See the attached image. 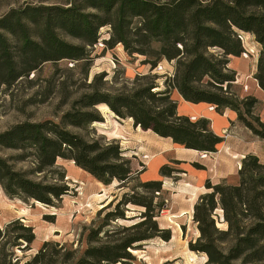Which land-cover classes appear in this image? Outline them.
Segmentation results:
<instances>
[{
    "label": "trees",
    "instance_id": "16d2710c",
    "mask_svg": "<svg viewBox=\"0 0 264 264\" xmlns=\"http://www.w3.org/2000/svg\"><path fill=\"white\" fill-rule=\"evenodd\" d=\"M107 26L110 36L100 40L101 29ZM247 34L261 48L254 79L264 91V0H70L65 6L12 9L0 18V87L8 90L45 63L90 62L92 48L102 41L111 49L121 44L130 56L152 55V60L144 62L152 71L163 60L175 65L162 87L156 83L158 76H138L133 88L115 94L102 86L107 77L102 74L90 84L91 93L75 101L60 123H19L0 133V148L17 153L0 155V189L11 200L57 208L71 192L59 159L73 162L105 186L133 181L132 162L118 142L87 140L67 130L104 123L100 105H106L117 119H131L134 127L176 145L216 153L224 140L213 132L209 120L180 115L175 91L186 102L209 104L220 114L236 112L239 123L264 140V123L254 114L260 101L232 90L238 74L230 68V58L245 53L241 36ZM154 44L159 48H153ZM24 163L26 168H18ZM192 166L205 169L198 163ZM179 173L185 171L171 164L160 169L162 177L174 178ZM232 179L215 185L206 182V193L200 195L193 211L199 237L189 248L205 255V264H264V164L248 155L235 184ZM140 187L160 195L163 183L141 181ZM131 204L144 208L140 221L113 225L137 218L126 216ZM156 210L164 211V203L154 205V199L145 196L124 194L121 200L111 201L99 211L98 216L105 213L103 220L89 229L88 247L77 259L76 251L65 245L56 244L60 249L51 254L50 243L45 242L22 262L16 250H32L36 234L32 226L16 220L5 229L0 227V264H132L133 252L142 243L172 239L171 230L160 228ZM219 220L226 229L218 227Z\"/></svg>",
    "mask_w": 264,
    "mask_h": 264
},
{
    "label": "rangeland",
    "instance_id": "374dc122",
    "mask_svg": "<svg viewBox=\"0 0 264 264\" xmlns=\"http://www.w3.org/2000/svg\"><path fill=\"white\" fill-rule=\"evenodd\" d=\"M69 1L0 0V18L12 9L26 5L65 6ZM109 36V26L102 28L100 40H107ZM247 36L243 41L244 48L246 47L245 53L240 56L241 60L246 61L244 67L246 83L243 86L235 84L232 89L234 93L242 97L251 96L249 94L251 93V83L255 84L252 65L261 50L260 45L255 47L257 43L255 38L251 34H247ZM67 40L76 43L70 38ZM153 48L158 49L159 45L154 44ZM217 51L212 50V52ZM152 59V55L134 54L130 56L121 44L111 49L102 41L92 48L90 62L77 63L62 60L57 63H45L38 72H33L28 78L18 81L9 90L5 86L0 87V133L19 123H39L46 120L60 123L62 116L72 110L75 101L83 95L91 93L90 84L94 78L102 74H107L102 86L113 94L133 88L134 80L138 76H158L156 83L162 87L165 76L171 75L173 72L175 62L172 64L163 60L152 71L151 65L144 64L145 61ZM237 61L235 60V62ZM238 62L240 67L242 62ZM245 86L248 87V90H245ZM212 108L214 107L212 106ZM261 109L262 105H257L254 114L260 117ZM98 110L105 118L104 123L91 125L85 129L70 126L67 130L87 140L105 138L107 141L118 142L126 150L125 158L132 162L134 180L127 184L114 181L109 186H99L96 185L93 177L82 173L70 161L59 159L58 165L67 172L66 181L71 192L63 198L57 208L40 205L33 201L25 203L21 200H11L0 189V227L5 229L10 223L20 220L23 224L32 226L36 234V241L31 246L32 250L27 252L16 250V255L24 262L33 257L43 244L48 242L51 254L60 249V247H56V244H59L60 246L65 245L67 250L76 251V259L81 257L88 247L89 229L93 227L94 223L98 224L103 220L105 215L102 213L101 216H98L102 209L100 206L107 200L119 201L124 194H130L132 197L145 196L149 200L153 198L154 205L163 202L165 210H156V214L160 215L157 221L160 228L171 230L172 233V239L169 242L156 238L142 243L139 249L133 252L136 260L132 264H164L174 260L179 264H205L207 257L192 252L189 244L190 242L194 243L199 237L197 225L193 222V211L200 195L206 193V187L199 186L198 178L194 179L185 172L176 174V177L169 181L167 189L162 187L160 195L142 189L139 172L148 169L146 164L149 163L151 156L148 155L147 150L160 146L170 148L171 145L164 141L153 142L148 138L143 139L142 133L134 132L136 129L132 127L133 120L125 119L124 122H120L115 115H112L110 109L104 111L98 108ZM248 119L250 120V118ZM15 154L17 153L14 151L0 148L2 156ZM242 163L239 169L242 167ZM27 166L28 164L24 163L18 165V168ZM172 166L181 170L188 168L187 165L173 164ZM230 182L235 184L237 176ZM94 186H97L98 189H94ZM127 208L129 212L126 216H137V218L125 222H114L113 225L129 226L140 221V214L144 212V208L132 204ZM53 215H55L54 220L51 219ZM218 227L226 229V224L219 220Z\"/></svg>",
    "mask_w": 264,
    "mask_h": 264
},
{
    "label": "crops",
    "instance_id": "0c3cea01",
    "mask_svg": "<svg viewBox=\"0 0 264 264\" xmlns=\"http://www.w3.org/2000/svg\"><path fill=\"white\" fill-rule=\"evenodd\" d=\"M257 45L258 43L255 45L256 48ZM235 60L242 62L240 67L238 66L239 62H235ZM245 64L246 61L241 60L240 57L230 58V68L238 73L237 84L240 86H243L246 83V69H244L246 66ZM256 64L257 56L254 59V64L252 65L254 70L252 74L253 76L256 72ZM254 81L255 84L251 83V93L249 94L251 96L253 95V97L260 101V104L262 105L260 117L261 121L264 123V91L259 87L257 81ZM173 99L178 103V112L180 115L187 116L192 120H198L201 118L209 120L211 122V129L213 132L224 141L218 146V151L216 153L205 154L176 145L171 139L159 137L152 131H143L139 127L136 128L133 126L132 121V127L136 129L134 132H136V134L142 133L144 135L143 139L148 138L153 142L164 141L168 143V145H171L170 148H162L160 146L159 148L147 150L148 155L151 157L149 159V163L146 164L148 166L147 171L142 172L139 176L142 182L161 181L164 189H167L169 181L172 178L162 177L160 175V169L165 164L173 165L172 162L174 161L182 162L181 165H187L188 168L182 170L187 172L189 176L194 177V179L198 178L199 181H197V183L199 186H205L207 181H210L213 185H215L225 179L236 177L239 172V166L248 155L256 156L260 162L264 164V140L256 137L249 129L241 125L238 121V115L236 112L232 110H225L222 114H220L209 104H193L186 102L177 91L173 93ZM119 121L124 122L125 120ZM127 142L130 143L129 140H127ZM143 149H145V146H143ZM71 163L74 164L73 162ZM193 163H198L205 169L197 170L192 167ZM79 170L82 173H85L83 170ZM85 174L88 175V173ZM95 183L99 186H105L96 180ZM94 189H98L97 186H94Z\"/></svg>",
    "mask_w": 264,
    "mask_h": 264
},
{
    "label": "bare ground",
    "instance_id": "6f19581e",
    "mask_svg": "<svg viewBox=\"0 0 264 264\" xmlns=\"http://www.w3.org/2000/svg\"><path fill=\"white\" fill-rule=\"evenodd\" d=\"M98 108L99 109H102V110H104V111H109V108L106 106V105H100V106H98ZM112 113V112H111ZM112 115H114L113 113H112ZM96 124H99V123H96ZM96 124H94V125H96ZM111 200H107L104 204H102L101 206H100V209L101 208H104V206H106L109 202H110ZM38 204H40V203H38ZM41 205V204H40Z\"/></svg>",
    "mask_w": 264,
    "mask_h": 264
},
{
    "label": "built area",
    "instance_id": "2783aa9c",
    "mask_svg": "<svg viewBox=\"0 0 264 264\" xmlns=\"http://www.w3.org/2000/svg\"><path fill=\"white\" fill-rule=\"evenodd\" d=\"M245 37H246V35H242V36H241V38H242V41H244V40H245ZM245 90H248V87H247V86H245Z\"/></svg>",
    "mask_w": 264,
    "mask_h": 264
}]
</instances>
